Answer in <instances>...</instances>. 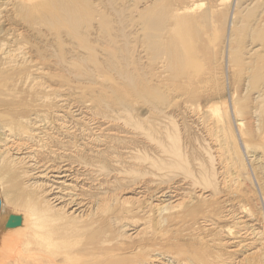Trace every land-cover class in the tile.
<instances>
[{
	"label": "bare ground",
	"instance_id": "bare-ground-1",
	"mask_svg": "<svg viewBox=\"0 0 264 264\" xmlns=\"http://www.w3.org/2000/svg\"><path fill=\"white\" fill-rule=\"evenodd\" d=\"M195 1L0 0V264H264V140L232 101L236 145L224 98L237 64L264 83V0ZM137 21L211 98L177 112L207 139L155 101L169 70L137 62Z\"/></svg>",
	"mask_w": 264,
	"mask_h": 264
},
{
	"label": "rangeland",
	"instance_id": "rangeland-1",
	"mask_svg": "<svg viewBox=\"0 0 264 264\" xmlns=\"http://www.w3.org/2000/svg\"><path fill=\"white\" fill-rule=\"evenodd\" d=\"M195 1V0H194ZM200 1V0H199ZM198 0H196L195 2L196 3H198L199 2ZM230 0H227L226 1V3H230L229 2ZM234 1V0H233ZM258 3H256V4H260L262 1H260V0H256ZM256 1H254V2H256ZM136 17V16H135ZM137 18V17H136ZM248 20H249V22H248ZM251 21H252V18H251V16L249 15L247 18L245 17L244 19H243V24L241 25V27H239V28H237L238 29V32H242V28H244L245 26H246V23L247 24H252L251 23ZM10 23V22H9ZM4 24V23H3ZM3 24H1V26L3 25ZM137 24L138 25H141L138 21H137ZM138 25H136L135 27V33L137 34V42L135 43L136 45V48H137V50H140V54H141V50H144V51H142V54L141 55H143V56H141L139 53H137V52H139V51H136V53H137V62L138 61H140V62H142V58L144 59L143 60V64H145V65H147L148 64V62H146V53L148 54V56H149V58H148V56H147V59H149V60H147V61H150L149 62V64L148 65H155L154 66V69L158 66V65H162V66H164L163 67V69L164 68H166V66H168L167 67V69L169 70L170 68H169V62H167L168 60H169V56H167V55H165V52L163 51L164 49H162V53L160 52V51H157V52H159L160 54H157V52H156V50L158 49V48H156L154 45H152L151 47H153V48H151L150 47V42H149V40L147 39V35H146V31H144L145 29V27H143L142 25L140 26V27H138L137 28V26ZM243 26V27H242ZM143 29V30H142ZM249 30V29H248ZM260 30H261V32H263L264 31V28L262 27V26H260ZM144 32V33H141V32ZM138 32H140L139 34H138ZM245 32H246V28H245ZM258 32H259V29H258ZM134 33V34H135ZM194 33V32H193ZM192 33V34H193ZM235 35H233V45H234V47L235 46H241L242 44V42H241V40H240V37H238V34H237V32H235L234 33ZM246 34V33H245ZM248 34H249V31H248ZM194 35V38L195 39H197V36L195 35V33L193 34ZM192 35V36H193ZM139 36V37H138ZM144 39H143V38ZM135 38H136V36H135ZM140 38H142L143 40H144V42L146 43V46H144V45H141L142 44V42H141V44H139L140 42H139V40L140 41H143L142 39H140ZM190 40L191 39H189V42H190ZM192 41V40H191ZM195 41V40H194ZM208 41V38H207V40L206 41H202L203 43H206ZM209 41H211V40H209ZM143 42V44H145ZM158 42V41H157ZM201 42V45L203 44ZM152 43V42H151ZM153 44V43H152ZM190 44H192V46H193V44L194 43H190ZM142 47H144V48H142ZM136 48H134V49H136ZM155 49V50H154ZM145 50H147V52L145 51ZM185 50V49H184ZM188 50H190V49H186V51L188 52ZM234 50H237V47H235V49ZM145 52V54H143ZM184 52V51H183ZM184 52L185 54H187V55H189L188 57H186V55L184 54V63L185 64H187L188 66H191L192 64H190L189 63V61H193L192 63L193 64H197V66H198V69L196 70L197 71V73H201V72H206L212 65H214L215 64V61L212 59L213 57L211 56V55H208L209 57H206V58H204V59H199V58H197V57H195V59L193 58L194 57V55H192V54H195V52L194 51H191L190 53L188 52ZM194 52V53H193ZM150 53L152 54L151 56L152 57H154V58H151V56H150ZM156 55V56H155ZM162 56V57H161ZM167 56V57H166ZM156 57V58H155ZM161 59H160V58ZM190 57V58H189ZM192 57V58H191ZM151 58V59H150ZM159 58V59H158ZM186 58H189V59H186ZM196 58H197V61H195L196 60ZM154 59H155V62L156 63H159V64H156V63H154V64H150V63H152V62H154ZM191 59V60H190ZM194 59V60H193ZM199 59V60H198ZM151 60H153V61H151ZM162 61V62H159V61ZM195 62V63H194ZM204 63V64H203ZM190 64V65H189ZM166 65V66H165ZM237 66V68H236V70L240 67V66H242V67H240V69H238L237 71H236V73L237 74H235L236 76H234L233 75V77H231L230 79H229V81H230V83H231V85H232V83H233V88H234V90H233V94H231L232 96H230V94H228L227 93V91H226V96L224 97L225 98V101H226V103L228 104V109H227V111L229 112L230 110V112H229V114H230V117H231V127H232V129H233V132L235 133H237V135H236V133H235V136H234V138H235V142H236V145H237V143L239 142V144H240V142H241V138H240V136H239V132L236 130L237 129V126H236V124H234V123H236V120H239L242 116H244L245 115V122H244V126L246 127H252V133L254 134V135H256V133L255 132H259L256 136V139H259V140H264V138H262L263 137V135H264V127H263V121H264V113L262 112V110H260L261 111V115H255L254 117H252V112L254 111L255 112V110H256V106L257 105H259V100L257 101V102H253L252 100L253 99H251V98H253L254 97V95H255V90L257 89H261L260 87H257V86H261V85H263L264 83L263 82H258V80H256V79H252V77H246L247 76V74L248 73H245V72H243L244 71V69H245V66H243V65H241V64H237L236 65ZM151 67V66H150ZM159 67H157L156 69H158ZM190 69V68H189ZM187 70L185 73V77L186 76H188L189 77V73H191L192 72V70L193 71H195L194 69H196V68H192L191 67V69L190 70ZM158 70H162V69H158ZM158 70H156V71H158ZM155 70L153 71V73H152V75H153V77H152V79H151V77H150V75L148 74V76L150 77H148V85L149 86H156L157 88H158V91L161 93V98H160V100H155L156 102H157V104H158V106H170L169 107V109H168V111L167 112H169L170 110H171V112L175 115V117H173L174 119H176V116L177 115H179V117H177V119L175 120V121H177L178 119V123H179V129H180V131H181V133H182V140H184V139H192V140H195V138L196 137H202L201 135H203V138H205V139H207L206 138V134H203L202 133V131L200 130V129H198V127H196V125H191L192 124V122H191V120L188 118V117H186L185 115H182V114H177V112H179L180 110H181V107L183 108L184 106H197V104H199V103H201L202 105H204V106H207L209 103H211L210 101H211V98L207 95V97H205V96H202L201 94H199L201 91H200V89L198 90V86H196V85H194L193 83H192V81L191 80H189V82L186 84L185 83V81L183 80V79H176V78H174V77H172V74H171V76H170V73H171V70H169V73L168 72H161L160 74H158V75H155V72H156ZM223 71H225V73L227 72V68H226V66L224 67V69H223ZM229 72V71H228ZM112 73V72H111ZM163 73V74H162ZM165 73H167L166 75H164ZM242 73V74H241ZM244 73V74H243ZM246 74V75H245ZM162 75H164V76H162ZM194 75H195V72H192L191 73V76L190 77H194ZM238 75H240V76H238ZM157 76H159V77H157ZM167 77V79H166V77ZM114 77V76H113ZM157 77V80L158 81H160V83H157V80L155 79V78ZM163 77V78H162ZM115 79H117V77H114ZM160 78V79H159ZM163 79H165V81H167V82H163L164 80ZM170 79H172V80H170ZM246 79V80H245ZM151 80H153V81H151ZM121 82V81H123L122 79H117L116 80V83H118V82ZM257 81V82H256ZM152 82H155L154 83V85H153V83ZM152 83V84H151ZM159 84L161 85L160 87H159ZM191 85V86H190ZM162 86L164 87V88H162ZM249 86V87H248ZM253 86V87H252ZM256 86V88L254 89V87ZM170 88V90H167V89H169ZM190 87V89H188ZM166 88V89H165ZM175 88V89H174ZM177 88V89H176ZM182 88V89H181ZM192 88H193V90H192ZM195 89V90H194ZM244 89V90H243ZM246 89V90H245ZM191 92H190V91ZM175 91V92H174ZM190 93H189V92ZM195 91V92H194ZM178 92V93H177ZM184 92H185V94H184ZM193 92H194V95H193ZM198 92V93H197ZM192 93V94H191ZM163 96V97H162ZM246 97L247 99H245L244 97ZM252 96V97H251ZM165 97V98H164ZM177 97V98H176ZM191 98H193L194 99V102H192L193 101V99H191ZM185 99V100H184ZM190 99V100H189ZM197 99V100H196ZM192 100V101H191ZM237 100V101H236ZM159 101V102H158ZM183 101V102H182ZM196 101V102H195ZM197 101H199V103L197 102ZM224 101V102H225ZM232 101L235 103V104H237V106H246L247 108H246V110H245V112H243V115L239 118H236V117H234V115H233V112H232ZM240 101V102H239ZM191 102V103H190ZM224 102H220L219 100H215L214 101V103H216L217 105H218V108H219V111H221V110H224ZM196 103V104H195ZM251 103H252V105H251ZM250 104V105H249ZM263 104H264V102H263ZM247 105H249V106H247ZM173 106V107H172ZM251 106V107H250ZM253 106V107H252ZM249 108V109H248ZM253 108V109H252ZM177 109V110H176ZM174 110H176V111H174ZM166 111V110H165ZM259 111V112H260ZM251 112V113H250ZM177 114V115H176ZM232 114V115H231ZM247 115V116H246ZM249 115V116H248ZM145 117H147V113L144 115ZM261 116H262V118H261ZM248 117H250L251 118V120H252V122H254V123H252L251 121H250V118H248ZM259 118V120H257L258 118ZM253 118V119H252ZM182 119V120H181ZM189 119V120H188ZM247 119H249V120H247ZM255 119V120H254ZM262 122H261V121ZM151 124L152 125H154V121H152L151 120ZM188 122V123H187ZM183 124H185L186 125V129H184L183 128ZM256 124H257V126H256ZM258 125H259V128H258V131H257V127H258ZM234 127V128H233ZM236 128V129H235ZM198 129V130H197ZM199 130H200V132H199ZM196 131V132H195ZM204 132V131H203ZM186 133V134H185ZM263 134V135H262ZM198 135H200V136H198ZM261 135V137L259 138V136ZM184 136H186V137H184ZM195 136V137H194ZM203 138H199V141H200V143L201 144H203L202 142L204 141L203 140ZM202 139V140H201ZM253 139V138H252ZM255 139V138H254ZM255 139V140H256ZM206 141H208V140H206ZM205 142V141H204ZM209 142V141H208ZM210 143V142H209ZM232 143H234V142H232ZM239 144H238V146H239ZM212 145V144H211ZM231 145V143L229 142V146ZM241 148H242V145H241ZM240 148V149H241ZM229 151H231L232 152V150H230L229 149ZM244 153V151H243V148L241 149V151H240V157H241V161L244 163V161H245V163H247L246 165H248V159H247V155L246 154H243ZM226 154H227V152H226ZM243 155H245V156H243ZM244 158V159H243ZM247 160V162H246V160ZM244 160V161H243Z\"/></svg>",
	"mask_w": 264,
	"mask_h": 264
},
{
	"label": "water",
	"instance_id": "water-1",
	"mask_svg": "<svg viewBox=\"0 0 264 264\" xmlns=\"http://www.w3.org/2000/svg\"><path fill=\"white\" fill-rule=\"evenodd\" d=\"M0 206H1V200H0Z\"/></svg>",
	"mask_w": 264,
	"mask_h": 264
}]
</instances>
